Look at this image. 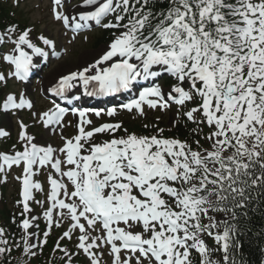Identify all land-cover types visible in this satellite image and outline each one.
<instances>
[{
	"label": "snow or ice",
	"instance_id": "obj_1",
	"mask_svg": "<svg viewBox=\"0 0 264 264\" xmlns=\"http://www.w3.org/2000/svg\"><path fill=\"white\" fill-rule=\"evenodd\" d=\"M65 2L54 0L53 15L74 33L73 39L94 26L113 30V39L94 62L60 76L46 89L71 108L53 100L47 110L32 112L37 123L60 134L63 145L37 143L19 120L22 150L0 153L5 182L13 166L22 168L15 177L23 217L15 246L36 256L52 227L68 219L70 227L56 243L68 264L81 252L88 264H102L105 248L112 264H221L214 252L221 253L222 264H248L238 221L248 216L253 201L264 203V0H161L166 6L159 9L157 0H82L77 6L88 10L79 13H66ZM6 31L14 48L3 55L11 70L0 72V84L9 79L27 83L39 66L34 58H48L45 48L58 55L54 40L41 35L45 47H40L30 38V28L18 36L16 26ZM141 82L148 86L123 110L142 117L145 107L166 112L175 105L173 126L180 115L197 129L206 125L208 147L200 140L194 148L165 136L158 124L152 125V135L129 133L122 122L91 127V115L115 117L118 109L76 104L81 100L74 94L77 88L84 96H115L133 92ZM33 108L25 92L8 94L0 103L5 114ZM69 115L77 118L72 137L63 135L73 126ZM121 131L124 135H117ZM97 134L110 139L97 143ZM9 135L0 129V138ZM49 166L55 175L48 176L47 230L41 239L30 231L39 228L40 218L29 217L30 202L43 207L34 196L43 187L33 177ZM77 230L79 251L62 247L60 241L72 240ZM205 237L217 247H209ZM10 252L0 228V255Z\"/></svg>",
	"mask_w": 264,
	"mask_h": 264
},
{
	"label": "rangeland",
	"instance_id": "obj_2",
	"mask_svg": "<svg viewBox=\"0 0 264 264\" xmlns=\"http://www.w3.org/2000/svg\"><path fill=\"white\" fill-rule=\"evenodd\" d=\"M20 10L23 15L26 16L33 25H39V30L43 33L51 32V28H54L57 32L59 31V24L54 22L50 17V12L47 8V2L41 0H20ZM55 33L56 40L61 44L65 45L67 49V54L64 56L63 60L59 63H54L46 72L42 83L39 85V89L42 90V86L45 81H55L56 78L64 73L79 70L80 68L88 65L96 58H98L108 47V45L103 44L99 47L93 48L90 42L85 43V38H78L76 42L65 41L61 38L58 33ZM45 85V84H44ZM30 90V89H29ZM171 119H176V114L171 113L168 115ZM10 125V121L7 120L6 123ZM5 238L8 239L11 245V251L15 249V245L11 244V238L8 236V232L5 229ZM2 255H0V260ZM31 264H35L32 262Z\"/></svg>",
	"mask_w": 264,
	"mask_h": 264
},
{
	"label": "trees",
	"instance_id": "obj_3",
	"mask_svg": "<svg viewBox=\"0 0 264 264\" xmlns=\"http://www.w3.org/2000/svg\"><path fill=\"white\" fill-rule=\"evenodd\" d=\"M166 6L157 0L155 7ZM238 225L242 230L240 241L243 244V258L248 264H261L263 256L262 247L264 248V203L258 204L253 201L248 209L247 217H240Z\"/></svg>",
	"mask_w": 264,
	"mask_h": 264
},
{
	"label": "bare ground",
	"instance_id": "obj_4",
	"mask_svg": "<svg viewBox=\"0 0 264 264\" xmlns=\"http://www.w3.org/2000/svg\"><path fill=\"white\" fill-rule=\"evenodd\" d=\"M92 63V62H91Z\"/></svg>",
	"mask_w": 264,
	"mask_h": 264
}]
</instances>
